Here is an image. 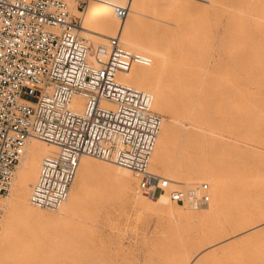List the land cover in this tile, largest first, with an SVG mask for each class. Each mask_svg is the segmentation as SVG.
Returning <instances> with one entry per match:
<instances>
[{"label": "rangeland", "instance_id": "374dc122", "mask_svg": "<svg viewBox=\"0 0 264 264\" xmlns=\"http://www.w3.org/2000/svg\"><path fill=\"white\" fill-rule=\"evenodd\" d=\"M193 1V8L184 10L165 0L154 8L146 6L144 34H152L154 22L176 29L184 41L178 48L186 49L190 65L200 77L197 88L202 96L219 101L227 94L233 101L240 37L249 27L255 29L256 22H264V13L252 15L251 4L258 0ZM163 50L170 53L174 48ZM161 82L166 85L161 87ZM161 82L156 87L169 94L172 81ZM159 106L154 109L163 117L160 134L164 125L173 127L168 157L177 167L198 163L212 166L218 173L225 170L228 194L221 195L218 187L202 179L200 182L211 186V202L198 209L185 204L192 216L178 221L171 216V203L182 204L168 194V203H149L131 171L88 155L95 162L93 171L82 185L78 171L70 197L81 189V200L66 214L34 206L29 218L19 217L11 208L16 186L0 196V264H94L92 256L109 264H186L201 256L200 264H264V99L251 126L232 118L222 124L224 109L217 103L203 111L205 129L195 132L188 128L186 115ZM157 165L151 159L149 169L184 180L183 173H169ZM223 203L227 208L221 210ZM80 212L86 219L72 225L71 219Z\"/></svg>", "mask_w": 264, "mask_h": 264}, {"label": "built area", "instance_id": "2783aa9c", "mask_svg": "<svg viewBox=\"0 0 264 264\" xmlns=\"http://www.w3.org/2000/svg\"><path fill=\"white\" fill-rule=\"evenodd\" d=\"M90 2L109 5L121 21L132 10V0H0V196L39 139L57 151L43 157L32 185L37 208L58 211L68 200L83 155L131 171L152 199L209 205L208 182L189 186L149 171L163 117L153 93L119 73L153 57L127 47L120 32L98 44L83 36Z\"/></svg>", "mask_w": 264, "mask_h": 264}, {"label": "bare ground", "instance_id": "6f19581e", "mask_svg": "<svg viewBox=\"0 0 264 264\" xmlns=\"http://www.w3.org/2000/svg\"><path fill=\"white\" fill-rule=\"evenodd\" d=\"M160 1L161 0H132L131 13L123 22L116 17L109 5L90 2L86 12L84 28L81 33L94 44H98L103 42L102 40H106L109 36L116 35L120 32L122 42L129 48L134 50L140 49V51L143 50L145 53H149L153 56V61L155 59V62L151 65H133L127 72L119 73L120 79L123 82L135 85L139 88L149 89L154 95V106L160 105L161 107H159L162 110H172L176 113L186 115L190 119V121H188V128H190L191 131L195 132L205 129V121L202 119L201 115L203 111L211 109L216 106L217 103L224 109L221 120L222 124L228 123L232 118L244 125L248 124L251 126L259 108V103L264 99V22H256L254 24L255 29L249 27L247 30L243 31L240 37L236 51L237 70L236 82L234 85L236 93L235 99L231 101L229 95L224 94V97L220 98L219 101H215L209 97L204 98L201 92H199L197 87L198 83L201 82L199 79L200 77L193 71L190 65L191 61L185 52L186 49L183 47L178 48L184 41L178 36L176 29L163 25L160 22H154V29L151 30L152 34L145 36L144 29L146 28L143 23L146 14L145 7L154 8ZM165 1L180 9L186 8L193 3L195 4L193 0ZM245 1L246 0H238V2L241 3ZM190 7L193 8V6ZM251 7L253 8L252 15L254 12H256L255 15L261 12L264 13V0H258V2L251 4ZM256 17H258V15ZM156 19L159 18L156 17ZM147 43H151L153 46L149 47ZM170 46L174 48V50L170 53H166L163 49ZM150 75H154L155 78H150ZM162 79L172 81L169 94H166V90H159V87H156ZM162 84L166 85L161 82V87L164 86H162ZM224 90L227 92L226 88ZM230 110L232 112L228 113ZM172 141L173 127L164 125L163 133L159 135L152 156V161L158 163L157 168L159 167L169 173L174 171L183 173L184 180L175 179L173 177L170 178L187 183L189 186H193L202 179H206L214 184L215 187L219 188L221 195L228 194L226 193L228 187L225 180V170L224 172L220 170V173H218L219 171L212 166L200 165L198 163H192L185 167H177L175 161L168 157V149ZM55 151H57L56 145L43 140L34 139L29 143L23 158L22 170H20L19 174L17 173L18 177L16 175L17 179L15 177L14 180L16 190H14L15 196L13 197L14 201L12 200L13 203L11 208L17 216L29 218L34 211V206L30 202L32 185L38 178L43 157ZM186 156L191 158L192 162L195 161L191 153H187ZM94 164V160L88 157V155L81 156L78 170L81 185L90 178ZM149 171L151 170L149 169ZM216 172L218 173L217 175L215 174ZM129 188V185H126L125 191H128ZM231 191L233 193L235 192V190ZM143 196L148 197L146 195ZM80 198L81 189L75 197L72 195L68 198L58 210V213L60 215L63 213L66 214L71 207H77L80 203ZM148 198L149 200L146 199L149 203L152 202L151 204H153V202L158 205H162L166 202L168 203L166 194H161L152 201L150 200L152 198ZM223 204L224 205L220 207V209L223 208L221 210H224L226 206V203ZM1 205L2 202H0V206ZM171 205L173 207L171 216L175 220L182 221L192 216V214H190L191 212L186 210L184 205L178 206L172 203ZM226 208L227 206L225 209ZM77 215V218L71 219L70 223L72 225L80 224L83 219L87 217L83 212ZM92 257L97 258V256ZM94 258L90 260L93 261L94 264H109L105 259V261H103V259L101 260L99 257L97 259ZM202 258L203 256L195 258L192 262H187L186 264H200Z\"/></svg>", "mask_w": 264, "mask_h": 264}]
</instances>
